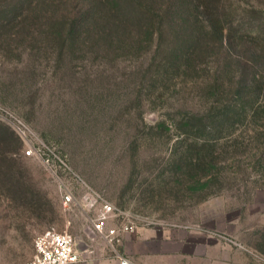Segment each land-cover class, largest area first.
<instances>
[{
  "label": "rangeland",
  "instance_id": "1",
  "mask_svg": "<svg viewBox=\"0 0 264 264\" xmlns=\"http://www.w3.org/2000/svg\"><path fill=\"white\" fill-rule=\"evenodd\" d=\"M61 1L0 0V264L29 261L50 228L91 243L94 253L76 264H117L91 239L96 209L78 204L87 188L74 174L123 212L111 224H137L120 248L138 264H264V114L209 118L217 101L236 99L241 72L264 75L250 48V33L264 32V0H201L222 7L218 17L200 14L208 35L227 27L233 57L213 51L168 77L150 65L159 40L108 62L61 47L49 9L24 27L34 8ZM259 90L250 85L238 102ZM41 142L42 158L26 155ZM63 185L75 203H63Z\"/></svg>",
  "mask_w": 264,
  "mask_h": 264
},
{
  "label": "trees",
  "instance_id": "2",
  "mask_svg": "<svg viewBox=\"0 0 264 264\" xmlns=\"http://www.w3.org/2000/svg\"><path fill=\"white\" fill-rule=\"evenodd\" d=\"M110 1L62 0L59 4H64L63 9L60 5L50 2L48 4L50 8H34L35 16H30L33 17L30 18L33 23L24 27L29 30L31 26L41 22L40 19L47 15L46 9H49L52 13L48 15L47 20L57 31L52 33V36L61 47L86 54L90 48L93 54L104 57L108 62H116L123 53L133 54L142 50L147 43L159 40L156 43L158 52L156 57L151 59L150 65L165 69L163 73L166 77L169 76L170 68L180 69L184 66L181 65L184 60L189 63V67L196 69V60L198 58L205 60L213 51L221 50L227 58L233 57L234 51L231 38L226 33L227 27L219 23L217 28L219 36L208 35L206 30L208 25L200 14L208 10L218 17V9H222L216 4L218 1L210 5L202 3L201 0H116L117 6L110 4ZM261 28L258 33L254 31L250 33L255 41L250 48L258 64L264 67V32ZM240 38L243 39L242 36ZM159 51H162L161 55L165 58L157 61ZM168 54L171 55L173 62L168 63ZM238 80L236 99L217 101L221 104L211 109H218L217 114L209 118L227 113L249 116V110L256 115L264 114V75L260 76V71L256 69L252 71L247 69L241 72ZM257 83L260 85L257 97L252 96L254 98L252 101L249 99L247 104L245 102L240 104L239 98L240 100L243 97L249 98V86L255 87ZM213 85L217 91L218 78Z\"/></svg>",
  "mask_w": 264,
  "mask_h": 264
},
{
  "label": "built area",
  "instance_id": "3",
  "mask_svg": "<svg viewBox=\"0 0 264 264\" xmlns=\"http://www.w3.org/2000/svg\"><path fill=\"white\" fill-rule=\"evenodd\" d=\"M17 127L22 130L24 123L18 120ZM46 146L43 142L37 145L30 144L25 149L26 155L42 158ZM46 161L49 162L50 158L47 157ZM73 177L80 185L87 188L81 202L79 200L78 204L88 210L96 209V215L91 220V225H89L91 239L103 240L109 252L116 258L117 264H138L126 256L120 248L123 235L135 232L138 228L137 224L129 218H123L120 224H111V221L121 217L123 212L113 203L103 198L100 193L89 187L77 174H74ZM63 189V203L65 205L75 203L76 197L73 189L67 185H63ZM34 245L35 253L33 257L23 264H76L82 261L87 262L90 255L94 253L91 243H88L85 248H81L76 236L71 232L54 228L38 234Z\"/></svg>",
  "mask_w": 264,
  "mask_h": 264
}]
</instances>
